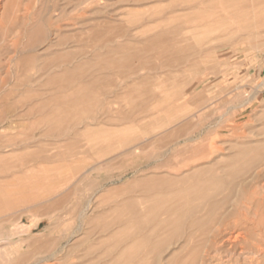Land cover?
<instances>
[{"label": "rangeland", "instance_id": "obj_1", "mask_svg": "<svg viewBox=\"0 0 264 264\" xmlns=\"http://www.w3.org/2000/svg\"><path fill=\"white\" fill-rule=\"evenodd\" d=\"M263 144L264 0L1 2L0 264H264Z\"/></svg>", "mask_w": 264, "mask_h": 264}, {"label": "bare ground", "instance_id": "obj_2", "mask_svg": "<svg viewBox=\"0 0 264 264\" xmlns=\"http://www.w3.org/2000/svg\"><path fill=\"white\" fill-rule=\"evenodd\" d=\"M2 1H4V0H0V4H1V2ZM5 1H8V0H5ZM13 124V123H12ZM53 129V128H52ZM6 130V129H5ZM4 132V131H3ZM40 134V133H39ZM36 136H38V134L36 135ZM33 138H34V136H32ZM40 138V137H39ZM38 139V138H37ZM35 141H36V139H34ZM37 142V141H36ZM264 145V144H263ZM259 148V147H258ZM39 149L40 148H38V152H39ZM252 149V148H251ZM254 149V148H253ZM37 151V150H36ZM35 151V152H36ZM264 151V150H263ZM41 152V151H40ZM39 152V153H40ZM37 153V152H36ZM35 153V154H36ZM246 154V153H245ZM244 154V155H245ZM238 156H239V154H237ZM236 155V156H237ZM33 156H35V155H33ZM259 155L258 154H254L253 153V157L251 156V163H253V165L255 164L254 162L255 161H257V158H259L258 157ZM263 156V155H262ZM243 157V156H242ZM232 158V157H231ZM230 158V159H231ZM239 158V157H238ZM245 158V157H244ZM38 159H40V157L38 158ZM233 159H234V157H233ZM250 159V158H249ZM260 159V158H259ZM258 159V160H259ZM36 160H37V158H36ZM27 161V160H26ZM39 162V161H38ZM37 162V163H38ZM27 163H28V161H27ZM26 163V164H27ZM248 163V162H247ZM249 163H250V160H249ZM249 163H248V165H249ZM240 164H242V162L240 163ZM20 165H23V164H20ZM239 165V164H238ZM251 165V164H250ZM22 166H20V168H21ZM27 168V167H26ZM241 168V167H240ZM229 169V168H228ZM23 170H25V169H23ZM22 170V171H23ZM242 171V170H241ZM261 171H264V168L261 170ZM261 171H259V172H256V174H254L251 178L252 179H256V178H259V177H261ZM208 172V171H207ZM231 172V171H230ZM21 173V172H20ZM203 173H205L204 171H203ZM237 174V173H236ZM26 175V174H25ZM36 175V174H35ZM41 174H38L37 176H35L34 177V180L33 181H31V183H29V182H26L25 180L23 181V179H20V181H19V183H18V185H17V187H19V188H22V187H26L27 185H36V184H39V182L41 181V176H40ZM229 177H231V175L229 176ZM198 181V180H197ZM217 181H218V179H217ZM212 182V181H211ZM216 182V181H215ZM221 182V181H220ZM200 184V186L202 185V182L201 183H198V185ZM219 184V183H218ZM222 184V183H221ZM243 184V183H242ZM205 185V184H204ZM223 185V184H222ZM239 185H241V184H238V186ZM225 186V185H224ZM237 186V187H238ZM199 187V186H198ZM236 187V186H235ZM220 188V187H219ZM242 188H243V186H242ZM201 189V188H200ZM251 189V188H250ZM252 190V189H251ZM253 190H255V189H253ZM204 192V191H203ZM256 192H257V190L256 191H254V192H252V195H256ZM211 194H212V192H211ZM202 195V194H201ZM235 195H236V192H235ZM255 199H256V202H259V203H261L262 201H261V199H257V198H253V199H250L249 201H252V202H255ZM221 202V201H220ZM215 205V204H214ZM189 206V205H188ZM196 206V205H195ZM183 207V206H182ZM181 207V208H182ZM197 207V206H196ZM192 209V208H191ZM195 211V210H194ZM212 212H213V210H212ZM254 216L256 217V218H258L259 220H262L261 218H263L264 217V213H254ZM200 220V219H199ZM247 221V220H246ZM250 222V221H249ZM248 223V222H247ZM253 224H256V226H258L257 224H260V221H258L257 223H255V222H252ZM262 224V223H261ZM156 226V225H155ZM253 227H254V225H252ZM157 227V226H156ZM249 228H250V226H249ZM154 229H155V227H154ZM166 229V228H165ZM238 229V228H237ZM242 229V228H241ZM156 230V229H155ZM239 230V229H238ZM243 230H246V229H243ZM239 231H241V230H239ZM247 231L248 230H246V231H241V232H235L234 230L232 231V228L231 227H228V230L226 231V232H224L223 234H222V232H220L219 234L222 236V237H220V239L222 240V246H224L225 245V243L226 244H231L230 246H228L227 247V249H229V251H231L232 250V246L235 248L236 246H237V243H238V241H240V239H247L246 237L247 236H249V235H247ZM251 231V230H250ZM211 232H213V231H211ZM169 233V232H168ZM175 234V233H174ZM213 234V233H212ZM213 236V235H212ZM214 238V237H213ZM167 239V238H166ZM169 239H171V238H169ZM258 239V238H257ZM209 240H211V239H209ZM260 240V239H259ZM205 241H207V240H205ZM248 242V241H247ZM246 242V243H247ZM261 242H263V241H261ZM242 243V242H241ZM244 243V242H243ZM248 243H250V242H248ZM254 243V242H253ZM224 244V245H223ZM170 245V244H169ZM207 245V244H206ZM210 245H211V243H210ZM243 245V244H242ZM260 245V244H259ZM259 245H256V244H251L250 246L251 247H247L248 249H247V252L249 253V254H251L252 256L251 257H257V255H258V252L261 250V248L259 247ZM239 246H241V245H239ZM233 248V249H234ZM240 248H242V246L240 247ZM239 248V249H240ZM243 248H245V246H243ZM241 252H243V251H241ZM246 252V251H245ZM244 252V253H245ZM240 254V253H239ZM229 255V254H228ZM242 255V254H241ZM248 255V254H247ZM254 257V258H255ZM249 259H250V257H249ZM210 260V259H209ZM241 262V261H240ZM255 262L257 263V261L255 260ZM200 264V263H199ZM258 264V263H257Z\"/></svg>", "mask_w": 264, "mask_h": 264}, {"label": "crops", "instance_id": "obj_3", "mask_svg": "<svg viewBox=\"0 0 264 264\" xmlns=\"http://www.w3.org/2000/svg\"><path fill=\"white\" fill-rule=\"evenodd\" d=\"M40 222H37L36 224H39ZM34 224H31V223H27V227H28V230L31 231V230H34ZM34 234V233H33Z\"/></svg>", "mask_w": 264, "mask_h": 264}]
</instances>
